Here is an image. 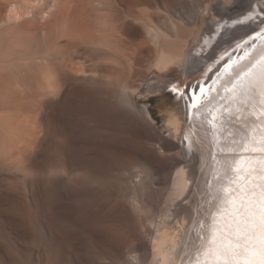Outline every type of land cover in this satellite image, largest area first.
<instances>
[{"label": "bare ground", "instance_id": "1", "mask_svg": "<svg viewBox=\"0 0 264 264\" xmlns=\"http://www.w3.org/2000/svg\"><path fill=\"white\" fill-rule=\"evenodd\" d=\"M94 1V3L103 6L102 2L105 0ZM109 2L112 3L115 10H111L115 12L111 21L107 16L101 23L94 22V20L93 22L89 21L91 26L100 28L101 34L86 32L87 34L85 33L86 35L83 37L84 41L79 39L73 43L68 42L61 47L56 45L57 48L50 47L43 49V51L40 47L37 50L38 46L34 47L36 50L26 47V60L22 59L25 61L24 67L30 71V74L32 73V76H27L24 82V87L27 89L26 94L22 95L21 90L13 89L14 84L10 82L11 78L4 76V72L0 73V176L22 177L33 189L35 188L38 196L41 197H38L39 202L40 200L43 202V210L45 209L48 215H54L56 219L55 226L51 228L55 230L48 238L52 239L55 236L57 241L59 240L62 244L60 246L68 254L73 264H198V260H203V256L202 250L198 252L196 248L199 241L194 239L196 229L199 228L197 221H203L206 226L210 223L200 215V206L208 198L205 181L214 183L213 171L222 169L225 156L232 163L233 152L237 154L236 160H239L241 156L249 155L254 159L264 158V153L242 152L240 147H236L237 144L243 146L249 142L253 146H260L261 141L264 140V104L261 103L264 97L257 95L256 101L253 102L247 97L232 98L228 96L225 93V87L231 88L232 86L229 83L230 76L217 80V88L212 83L211 92L213 96L211 99L213 103L201 109V113H207L208 108H212L217 116V119L213 121L216 125L215 129L204 121L202 116L192 115L193 112L195 113V109L189 105L192 104L194 98H203L201 88L210 95V88H207L208 85L204 86V83L210 80L213 82L220 65L228 60V55L232 53V49L240 41L263 27L264 0H110ZM107 4L109 5V3ZM98 5L96 6L98 7ZM97 9L98 11L101 10ZM103 11L99 12L102 13ZM9 14L8 19L11 20L19 15L14 11V8ZM97 17L96 15L94 19H98ZM67 32V26L60 29L62 36H66ZM116 35L118 37L115 38ZM8 44L7 42L6 45L8 46ZM4 48L0 53V61L5 60L14 51L13 47L10 46ZM262 57H264V40L253 49L249 59L243 61L241 65L247 64L249 60L253 64H257ZM19 62L17 60L14 63ZM1 64L3 66V63ZM257 66L259 67L258 64ZM21 67L15 68L19 70ZM181 75H184L182 79H180ZM31 78L35 80L33 88H31ZM2 79H4L5 85L4 83L1 85ZM20 79H16L18 84H20ZM219 81H221L220 85H218ZM177 82L179 84H176ZM185 85H188L187 90L185 89L188 93L187 96L180 93L175 94V91L171 90L172 94L170 93L169 98L163 102L162 110L165 115L161 117V120L166 124L162 129L166 127L169 135H162L154 122L156 120L154 113L145 102L146 98L156 96L168 86H176L180 89ZM68 86L79 89L77 96L79 100H76L78 106L75 108L74 115H76L75 119L78 117L80 122L77 127L76 124L72 123L77 128L75 133L77 139L75 138L76 142L73 141L82 154L80 157L83 159L82 161L89 160L88 163L90 162V165L86 162L89 166V172L80 175L82 169L79 162L81 160H77L80 171L78 173L77 170L75 174L78 173L80 176L77 175L78 182H74L79 183V187L82 185L89 192L83 190L82 193L85 191L93 196L95 194V197L100 195L101 199L106 198L107 201L113 202L111 206L115 204L116 209L122 212L119 213L125 214L124 216L128 215L126 218L130 219V211L136 214V221L138 218L137 223L139 222V227L141 226L142 234L136 235L135 233L136 237L135 235L132 236L135 239L133 254L130 252L131 254L129 253L130 255L126 257L122 255V249L126 248V245L122 244L121 241L119 242L122 245L118 242V244L115 243V240L118 241L124 236L119 234L121 238L118 235L119 238H115L116 234L114 232L111 234V231L109 234L106 229H102L105 232L102 230L92 232L90 230V233H85L88 231L86 230L88 226L85 232L82 230L78 233L73 229L74 222L67 221L69 217L66 218L64 214L67 212L65 208L67 203H64L65 200L60 195L59 197L64 204L59 207L66 205L65 209L57 210L59 208L56 206V200L59 198L57 196L61 191L60 188L63 187L62 183L58 184L62 178L59 177V173H71L76 166L69 158L70 146L65 147L70 137L66 138L65 144L61 141L62 146L59 142L60 146L54 145L51 147V153H48L50 151L45 153L44 150H47L46 143L49 139V128L47 117L43 111V103L45 97L47 98L51 94L57 95L61 92L64 94ZM86 87L91 88V90L86 91ZM194 92L197 95H194ZM211 118V116L208 117V119ZM87 121L91 123L89 128L85 126ZM57 124L59 125V123ZM139 129L149 142L147 143L150 145L148 147H151L150 150L148 149L149 151H141L144 144L142 145V135L139 134ZM56 130L58 129L56 128ZM74 130L73 127V132ZM87 130L91 133H88ZM86 133L93 136V140L90 139V141L92 140L91 145L88 144L90 141L87 142L89 139L85 138ZM56 134L60 135L59 133ZM185 134L189 136L188 140L184 139ZM61 135L66 137L62 133ZM244 137L248 139L244 140ZM73 138L71 136V139ZM159 139L162 140L161 143H158ZM48 146L50 147V145ZM221 147L226 150L224 155L220 154ZM127 148H131L129 149L131 151L130 156L127 154ZM145 148L147 149V147ZM48 154L55 156L51 157L56 159V156L61 154L66 162L65 167L58 168L54 167L53 164V167L49 168L50 165L48 166L49 169L41 167L42 169L39 170L41 174L36 175V171L33 170V163L37 158H41L40 156ZM158 154L163 155L162 157L165 155L174 161L172 163L168 158L169 169L167 173L168 167L164 169L167 165L163 162L166 159H160L161 156ZM84 156H87L88 159L86 160L87 157L83 158ZM54 161L52 160V162ZM159 163L165 166L161 168L162 165H157ZM87 165L82 167L85 171L88 170ZM156 167L165 170L162 173L165 176L163 181H166L164 184L167 186V193L164 192L166 193L165 198L163 197L165 199L164 205L162 206L161 203L158 205L162 206L159 208L160 211H155L158 213H153L150 217L146 215L150 210H146L145 206L147 207V205L143 207L146 203L142 198L148 188H154L160 182L162 183V177L158 173L159 168ZM27 183L24 185L26 186ZM57 185L62 187L60 186L58 189ZM163 186L166 188L165 185ZM67 187L70 186H66L65 189H68ZM57 190L59 191L57 192ZM67 191L69 192V190L63 191L62 195ZM158 194L159 192H157ZM88 197L90 198V196ZM185 199L187 201H184ZM99 200L95 201L99 202ZM62 211L64 212L61 213ZM67 214H69V210ZM48 218L50 217L48 216ZM64 220L68 222H65L68 225L67 228L62 226ZM114 220L112 219L113 223ZM80 226L76 225L77 229L79 227V231L81 230ZM41 238L44 239V237ZM48 238L45 239L44 244L42 243L43 239L41 240L40 248L36 247L38 262H43L44 258L51 259L50 255L53 257L57 254V252L56 254L50 253V248L55 245L52 244L51 246L50 243L55 241ZM95 239L101 243H106L108 246H113V250H106V248L104 250V247L100 248L99 245L97 246L99 248L95 247L94 244L96 245V243L93 242ZM124 239L126 238L124 237ZM37 241L35 239L34 242L39 243ZM14 242L15 240L13 243H8L10 245L8 248L12 253L23 249H19V246L17 248L18 243L14 244ZM5 244L7 245L4 243V246ZM26 245L30 247L29 244ZM111 251L113 252L111 253ZM21 252L18 254L22 255L23 252ZM58 252H61L60 248ZM11 254L9 253V256ZM25 254H28L27 250ZM61 256L63 257L62 254ZM13 258L12 260H15L11 263H5L0 259V264H24L26 262L20 261L17 257ZM64 258H61V262ZM30 259L26 264H35V260ZM56 259L55 262L52 261L53 264L59 263V261L56 262ZM67 259L69 258L67 257ZM67 264H71V262Z\"/></svg>", "mask_w": 264, "mask_h": 264}, {"label": "rangeland", "instance_id": "2", "mask_svg": "<svg viewBox=\"0 0 264 264\" xmlns=\"http://www.w3.org/2000/svg\"><path fill=\"white\" fill-rule=\"evenodd\" d=\"M30 1V2H29ZM33 1V2H32ZM104 1V0H103ZM108 1V2H107ZM110 0H105V4L104 2L103 3V6L102 5H98V3H94L95 1L94 0H0V53L5 49L4 47H13V52L7 56L5 58V60L3 61H0V73L2 74L3 72V75L4 76H9L11 79H10V82L12 84H14L13 86V89H16V91L18 90H21L22 91V95L23 94H26L27 93V89L24 87V82L25 80L27 79V76L31 77L32 76V73L30 74V71L26 69V67H24V64H25V50H26V47L29 48V49H33L34 47L38 46L36 49L39 50V47L40 49H42L41 51H43V49L45 50L46 48H50V47H61L62 45H66L68 44V42L70 43H73L79 39L83 40V37L84 35H86L88 32H95V34H101V30L99 27H94V25L91 26L90 22H94L97 21V22H102L103 19H105V17L107 16L109 18V20L111 21L112 18H113V14L115 15V12H112V11H115L113 9V5L111 2H109ZM109 3V5L107 4ZM111 3V4H110ZM107 4V6H106ZM95 5V6H94ZM98 5V7L96 6ZM13 6V7H12ZM112 6V7H111ZM11 7V8H10ZM102 7V8H101ZM111 7V9H110ZM14 8V11H16L17 13H19L18 17H15L14 19H8V15H10L9 13H11V10ZM101 9L99 11H102L104 10L102 13L98 11V9ZM110 10H109V9ZM263 8V7H262ZM17 9V10H15ZM85 11H83V10ZM146 9V8H145ZM87 10V11H86ZM112 10V11H111ZM144 10V9H143ZM84 14H83V13ZM98 12H99V15H98ZM145 12V11H143ZM95 13V14H94ZM97 13V14H96ZM96 15L98 16L97 18L98 19H94L96 18ZM112 15V16H111ZM101 16V18H99ZM111 17V18H110ZM7 19V20H5ZM86 19V20H85ZM55 21V22H54ZM90 21V22H89ZM55 23V24H54ZM43 24V25H42ZM47 27H46V26ZM51 25V26H50ZM63 26H67L68 27V32H67V35L66 36H62L61 33H60V29H62ZM90 27V28H89ZM35 28V30H34ZM50 28V29H49ZM31 29V30H29ZM38 29V30H37ZM40 29V30H39ZM52 29V30H51ZM92 29V30H91ZM59 31V32H58ZM31 32V33H30ZM87 32V33H86ZM86 33V34H85ZM118 37V35L115 36V38ZM73 39V40H72ZM84 41V40H83ZM7 42L9 43L8 46L6 45ZM61 42V43H60ZM3 43V44H2ZM5 44V45H4ZM15 48H14V46ZM18 45V46H17ZM40 45V46H39ZM57 45V47H56ZM35 49V48H34ZM35 49V50H36ZM17 53V54H16ZM9 57V58H8ZM20 57V58H19ZM20 61L19 63L15 64L14 62H17V60ZM24 60H23V59ZM21 59V60H20ZM3 63V66L2 64ZM5 65V66H4ZM11 65V66H9ZM22 67H21V66ZM10 68H9V67ZM15 67H21L19 70H17ZM12 68V69H11ZM6 69V71H5ZM10 72V73H9ZM19 73V74H18ZM17 74V75H16ZM184 75H181V78L183 77ZM21 78V79H20ZM18 79H20V84H18L19 82L17 81ZM16 81V82H15ZM183 81V80H181ZM32 84H31V88L34 87V84H35V80L33 78H31V81ZM184 82V81H183ZM182 82V83H183ZM4 83V79H2L1 81V85H3ZM176 84H179V82H177ZM5 85V83H4ZM72 87V88H70ZM70 88V89H69ZM30 89V88H29ZM87 89V90H86ZM86 89H83V90H91V88H87ZM25 91V92H23ZM29 91V90H28ZM75 91V92H74ZM78 91L79 89L74 87V86H68L65 91H64V94L63 92H61L60 94H57V95H54V94H51L49 96H47V98L45 97L44 99V113L47 117V121H48V131H49V136H48V140H47V143H46V147H47V150L45 149V153H47V151H50L48 153H51L52 151V148L54 145H58V146H62V143L61 141L64 143L65 141L67 142V139L70 137L71 139V136L73 139H68V142L66 143L67 145L65 146L63 144V147H69V158H71V162L74 163L76 167L75 170L73 168L72 172L71 173H59V177H62L60 178V182H58V184H61V185H57V188L58 187H62L60 188L61 191L57 190V192L59 191L60 193H58V196L57 198L60 196H62L61 198H64L63 200L64 203H67L66 207L64 205V207L66 208L67 212H64L62 211L61 213L64 212L66 218H67V221L69 222V220L72 221L73 223V229L76 230L78 233L82 232V230H84L83 232H85L86 230H88L87 232L85 233H90V230H92V232H98L99 230L101 231L102 229H106L107 233H109L111 231V234H116L115 238H119L120 236H124L126 239H124V237H120L121 239H118L115 240V243H120L119 241L123 242L122 244H125L126 245V248L122 249V255L123 256H128L130 255L131 253L133 254V249H134V246H135V239H133V235H140L141 233V226L139 227V222L137 223L138 221V218H137V221H136V214L135 213H132L130 211L129 218H126V216L128 217V215L126 214V216L122 215L121 211H119L118 209H116V206L114 208V206H111V204L113 202H111L110 200L109 203L107 201V199L105 198H102L100 197V195H96L95 197V194L94 196L92 194H88L89 192L87 190H85V188H83L82 185H80L79 187V183H75V182H78V178H76L77 175H79V164H81V169L82 171L80 172V175H85V173H88L89 172V166L87 165L88 161V155L87 156H84L83 158H86L87 161H82L83 159H81L80 157H82V154L78 151V149L76 148L77 146L75 145V142H76V139H77V136H76V127L78 125V123L80 121H78V117L75 119V108L78 106V100L79 98L77 97L78 96ZM162 92V93H161ZM160 93H157L156 96H151V97H147L146 98V103L148 105V107L152 110V112L154 113L155 117H156V120L154 121L155 124L157 125V128L159 130V132L162 134V135H166L168 136L169 135V132L167 131L166 127H164V129H162V127L164 126V124H166L165 122H163L161 119V117H164L165 115V112L162 110V105H163V102L166 101V99L169 98L170 96V93L172 94L171 90H169V86L164 88L163 90H161ZM76 95V96H75ZM77 100V101H76ZM74 109V110H73ZM74 111V112H73ZM72 112V114H71ZM68 113V114H67ZM164 113V114H163ZM67 114V116H66ZM54 115V116H53ZM56 115V116H55ZM71 115V116H70ZM162 115V116H161ZM62 116V117H61ZM69 116V117H68ZM74 116V117H73ZM59 117H60V121H59ZM66 117H68V119L71 117L73 120H70L69 119V122L67 123V120H66ZM51 119V120H50ZM65 119V120H64ZM53 120H56V121H53ZM58 120V122H57ZM77 120V122H76ZM64 121V122H63ZM55 122V123H54ZM158 122V123H157ZM59 123V125L57 124ZM70 123V124H69ZM76 124L75 126L73 124ZM54 124L55 127H54ZM63 124V125H62ZM70 126V128L68 129V127ZM188 124V122H187ZM65 125V126H64ZM91 123L89 121H87L86 123V127L90 126ZM64 126V128H63ZM73 126L74 127V132H73ZM53 127V128H52ZM51 128V129H50ZM56 128L58 130H56ZM63 128V129H61ZM67 128V129H66ZM72 128V129H71ZM89 128V127H88ZM54 129V130H53ZM61 129V130H60ZM72 131H71V130ZM70 132H67L69 131ZM141 129H139V134L142 135L141 136V139H142V150L141 151H149L151 147H148L149 143L148 140L145 138L144 134L142 132H140ZM185 130V129H184ZM56 131V132H55ZM88 131V130H87ZM73 135H72V133ZM56 133H59L60 135H57ZM66 135V137H63ZM70 133V134H69ZM88 133H91L88 131ZM93 135V134H92ZM52 136V137H51ZM54 136V137H53ZM59 136V138H58ZM61 137V138H60ZM93 136L88 135L86 133L85 135V138L86 139H89L87 140L90 141V139L92 138ZM65 138V140H64ZM67 138V139H66ZM76 138V139H75ZM55 139V140H54ZM58 142H55L57 141ZM64 141H63V140ZM161 139V138H160ZM158 140V143H161L162 140ZM60 140V141H59ZM70 140V141H69ZM75 140V142L73 141ZM93 140V138H92ZM91 140V141H92ZM54 141V143H53ZM86 141V140H85ZM88 142V144L91 145L92 142ZM60 142V145L58 144ZM74 142V143H73ZM86 142V143H87ZM69 143V144H68ZM133 143V142H132ZM147 145H146V144ZM52 144V145H51ZM50 145V147L48 146ZM72 145V146H71ZM88 146V145H87ZM150 146V145H149ZM159 146V145H158ZM45 147V148H46ZM75 147V148H74ZM147 147V149L145 148ZM49 148V150H48ZM51 148V150H50ZM74 148V149H72ZM128 150L131 149V148H127ZM149 149V150H148ZM72 150V151H71ZM127 150V154L128 156H130V150L128 151ZM73 151H76V152H73ZM71 152V154H70ZM75 153L77 156H74ZM79 153V155H78ZM87 154V153H86ZM85 154V155H86ZM161 154V153H160ZM59 155V154H57ZM73 155V156H71ZM159 155V154H158ZM50 154L48 155H42L40 156L41 158H37L36 161L33 163L34 164V167H33V170L34 171H38L37 173L35 172L36 175H40L41 172H39V170H41L42 168L44 169H49L50 167H58V168H63L65 167L64 165H66V162L64 161L65 159L62 158L63 156L60 154L59 156H56V158H52V157H55V156H52ZM62 156V157H61ZM71 156V157H70ZM161 156V157H159ZM158 157L161 159L163 158V161L164 164H166L167 166L165 165H162L163 162L157 164V165H162V167H164V169H166V173L169 169V164L167 163L168 161V158L164 155V157H162L163 155H159ZM51 157V159H50ZM60 157V158H58ZM75 157V159H73ZM47 158V159H46ZM49 158V159H48ZM62 158V159H61ZM80 158V159H79ZM39 159V160H38ZM59 159H61L59 161ZM74 161H73V160ZM170 161L172 163H174V161H172L171 158H169ZM52 160L54 161H57V162H52ZM77 160H81V162H77ZM42 161V162H41ZM49 161V162H48ZM48 162V163H46ZM85 162V163H84ZM87 162V163H86ZM46 163V164H45ZM84 163V164H83ZM90 163V162H89ZM88 163V164H89ZM40 164V165H39ZM48 164V165H47ZM53 164V166H52ZM78 164V165H77ZM50 165V166H49ZM83 165V166H82ZM87 165V171H85L82 167L86 166ZM90 165V164H89ZM155 165V166H157ZM49 166V168H48ZM37 167V168H36ZM42 167V168H41ZM78 167V168H77ZM86 168V167H85ZM159 171L158 173L161 175L162 177V183L160 182V184H157L156 186L151 187V189H147L145 193V196L143 194V198L142 200H144V204L143 207L145 205H147V207L145 206L146 210H150V212L148 211L146 213V215H149L150 217L152 216L153 213L157 214L160 209L163 205H164V195L166 196V190H167V186L166 184H164V182L166 181H163V178L165 177L164 174L162 172H165V170L163 171L160 167H156ZM36 169V170H35ZM78 170V173L77 175L75 174ZM84 170V171H83ZM33 171V172H34ZM161 171V173H160ZM83 172V173H82ZM85 172V173H84ZM61 174V175H60ZM76 178V180H74V176ZM79 175V176H80ZM163 175V176H162ZM166 175V174H165ZM73 178H72V177ZM159 176V175H158ZM64 177V178H63ZM78 177V176H77ZM160 177V176H159ZM160 177V178H161ZM17 180V181H16ZM62 180V181H61ZM72 180V181H71ZM68 181V182H67ZM75 181V182H74ZM0 259L3 260V262L5 263H11L14 262V258L17 257L20 261H26V262H29L28 260L31 258V259H34L35 261V264H53L55 262V259H56V262L59 261V263L63 264L64 263V260L66 261L64 264H67V263H72V260H70V257L68 256V254L66 252H64V249L61 247L62 244L59 242V240L57 241L56 237L54 236L52 239L48 238L50 237V234H53L52 231H54L55 229H51L52 227L55 226V222H56V219H55V216L51 214L48 215V212L42 207L43 206V202L40 200H38V194L37 192L35 191V188L33 189V187H31V185H29L26 180H24L22 177H12V176H0ZM67 182V183H66ZM21 183V184H20ZM29 185L28 187H26L24 184ZM67 184V185H66ZM78 184V185H77ZM72 185V187H71ZM166 186V188H164V186ZM25 186V188H24ZM65 186V187H64ZM66 186H70L68 189H65ZM77 186V187H75ZM159 186V187H158ZM163 187V188H162ZM14 188V189H13ZM16 188V189H15ZM30 188V189H29ZM75 188V189H74ZM153 188V190H152ZM162 190H161V189ZM20 189H21V192H20ZM24 189V190H23ZM36 192H34L33 190ZM59 189V188H58ZM65 189V190H64ZM14 190V192H13ZM18 190V192H17ZM66 190H69V192H64V194L62 195L63 191H66ZM83 190L87 191L84 193ZM159 190V191H158ZM26 191V192H25ZM29 191V192H28ZM31 191V192H30ZM162 191V192H161ZM27 196H26V194ZM34 192V193H33ZM157 192H159V194L157 195ZM166 192V193H164ZM24 193V194H22ZM67 193V194H66ZM150 193V194H149ZM162 193V194H161ZM31 194V195H30ZM77 194V195H76ZM81 194V195H80ZM84 194V195H82ZM23 195V196H22ZM29 195V196H28ZM65 195V196H64ZM152 195V196H151ZM160 195V196H159ZM25 196V197H24ZM31 196V197H30ZM34 196V198H33ZM37 196V197H36ZM77 196V197H76ZM80 196V197H79ZM85 196V197H84ZM90 196V198L88 197ZM148 196V197H147ZM69 197V198H68ZM88 197V198H87ZM94 197V199H93ZM98 197V198H97ZM100 197V198H99ZM145 197V199H144ZM158 197V198H156ZM162 197V198H160ZM164 197V198H163ZM41 198V197H40ZM60 197L58 198L57 203L59 202V204H57L56 202V206L57 208L61 205L63 206V201ZM26 199V200H25ZM37 199V200H36ZM61 199V200H59ZM100 199V200H99ZM150 199V200H149ZM158 199V200H157ZM36 200V201H34ZM70 200V201H69ZM94 200V201H93ZM99 200V202H96V201ZM106 200V201H105ZM187 200H189L187 198ZM186 199L184 201H187ZM33 201V202H32ZM60 201H62V203H60ZM147 201V202H145ZM183 201V203H184ZM33 205H32V203ZM35 202H37L35 204ZM106 202V204L104 203ZM111 202V203H110ZM89 203V205H88ZM93 203V204H91ZM161 203L162 206H158V205H161L159 204ZM186 203V202H185ZM42 204V205H41ZM103 204V205H102ZM108 204L110 205L108 207ZM35 205V206H34ZM73 205V206H72ZM100 207H99V206ZM105 205V206H104ZM113 205V204H112ZM36 209V208H39V209ZM37 206V207H36ZM76 206V207H75ZM150 206V207H149ZM158 206V208H157ZM64 207H59L57 210L61 211V209L63 210ZM69 207V208H67ZM72 207V208H71ZM90 207V208H89ZM105 207V208H104ZM111 207V208H110ZM149 207V208H148ZM41 208V209H40ZM64 208V209H65ZM71 208V209H70ZM88 208V209H87ZM107 208V209H106ZM110 208V209H109ZM114 208V209H113ZM153 208V209H152ZM155 208V209H154ZM157 208V209H156ZM94 209V210H93ZM100 209V210H99ZM159 209V210H158ZM68 210H69V214L68 213ZM112 212H110V211ZM118 210V212H117ZM152 210H154L152 212ZM45 211V212H44ZM75 211V212H74ZM79 211V212H78ZM86 211V212H85ZM97 211H98V214H97ZM101 211V212H99ZM116 211V212H115ZM155 211H158V212H155ZM74 212V213H73ZM84 212V213H83ZM109 212V213H108ZM121 212V213H119ZM41 213V214H40ZM47 213V214H46ZM71 213V214H70ZM73 213V214H72ZM79 213V214H78ZM88 215H87V214ZM96 215H95V214ZM103 213V214H102ZM116 213V214H115ZM119 213V214H117ZM84 214V215H83ZM93 214V215H92ZM135 214V215H134ZM50 218H48V216ZM70 215V216H68ZM81 215V216H80ZM83 215V216H82ZM102 215V216H100ZM106 215V216H105ZM107 215L108 218H107ZM116 215V216H114ZM134 215V216H133ZM54 216V218H53ZM85 216V217H84ZM92 216V217H91ZM119 216V217H118ZM122 218H121V217ZM124 216V218H123ZM53 219H52V218ZM64 217V216H63ZM91 217V218H90ZM103 217V218H102ZM113 217V218H112ZM82 218V219H81ZM86 218V219H85ZM105 218V219H104ZM115 221L114 224L112 219ZM135 218V219H134ZM64 219V218H63ZM97 219V220H96ZM101 219V221H99ZM110 219V222H108ZM124 219V220H123ZM37 220V221H36ZM51 220V221H50ZM54 220V221H53ZM74 220V221H73ZM82 220V221H80ZM107 220V221H106ZM130 220V221H129ZM35 221V222H34ZM47 221V222H46ZM66 220H64L62 223L63 227L67 228L68 225H66V223H68ZM76 221H78L76 223ZM122 221V222H121ZM124 221V222H123ZM66 222V223H65ZM81 222V223H79ZM95 222V223H94ZM101 222V223H100ZM108 222V223H107ZM119 222V223H117ZM127 222V223H125ZM131 222V224L129 225V223ZM39 223V224H38ZM54 223V224H53ZM80 226V231L77 229L76 225ZM79 223V224H78ZM113 223V224H112ZM118 226V224H120ZM125 223V224H124ZM83 224H85V226H83ZM87 224V225H86ZM93 224V225H92ZM99 224V225H98ZM102 224V225H101ZM108 224V225H107ZM112 224V225H110ZM123 224V225H122ZM38 227H37V226ZM48 225V226H47ZM105 225V227H104ZM107 225V226H106ZM114 225V226H113ZM132 225V226H131ZM35 226V227H34ZM88 226V227H87ZM90 226H91V229H90ZM95 226V227H94ZM98 226V227H96ZM110 226H111V229H110ZM117 228H116V227ZM50 227V228H49ZM85 227V228H83ZM87 227V229H86ZM94 227V228H93ZM108 227V228H107ZM113 227V228H112ZM36 228V229H35ZM83 228V229H82ZM97 228V230H96ZM115 228V229H114ZM38 229V230H37ZM86 229V230H85ZM95 229V230H94ZM3 230V231H2ZM40 230V232H39ZM42 230V231H41ZM43 230H47L46 232V235L44 234L45 231L43 232ZM51 230V231H50ZM94 230V231H93ZM115 230V231H114ZM124 230V231H123ZM7 231V232H6ZM103 232H105V230H102ZM118 233H117V232ZM128 231V232H127ZM132 231V232H131ZM134 231V233H133ZM49 232V233H48ZM51 232V233H50ZM91 232V233H92ZM116 232V233H115ZM120 232V233H119ZM2 233H3V236H2ZM8 233V234H7ZM123 233V234H122ZM125 233V234H124ZM128 233V235H127ZM39 234V235H37ZM110 234V233H109ZM120 234V236H119ZM131 234V235H130ZM142 234V233H141ZM8 235V236H6ZM11 236V239L15 240L14 244H17V248L19 249H22V250H18V251H15V252H11L9 250V244L8 243H13V240L11 241L10 239V236ZM39 236V237H35V236ZM45 235V236H44ZM117 235L119 237H117ZM135 235V237H136ZM128 236H131L128 238ZM4 237V238H3ZM35 237V238H34ZM40 237H44L40 239ZM46 237V238H45ZM49 239V240H53L55 242L53 243H50V245L52 246V244H55L53 245L52 248H50V253L52 254H57L55 256H49L51 257V259H46L44 258L43 259V262H38V259L37 258V255L38 254V250H37V246L38 248H40L41 244L45 241V239ZM36 239H40L38 240L37 242L39 243H36L34 242ZM43 239L42 243H41V240ZM130 239V240H128ZM52 242V241H51ZM94 243H96V245L94 244L95 247H97L98 245L101 246L100 248H103L105 250H113V246H108L106 243H101L99 241H97L96 239L93 241ZM97 242H99L97 244ZM3 243V244H2ZM4 243H7V245L5 244L4 246ZM41 243V244H40ZM117 243V244H118ZM26 244H29L30 247ZM40 244V245H39ZM44 244V243H43ZM58 244V245H57ZM121 244V243H120ZM121 244V245H122ZM23 245V246H22ZM61 245V246H60ZM125 245H123L125 247ZM7 246V247H6ZM19 246V247H18ZM28 246V247H27ZM33 246V247H32ZM35 246V247H34ZM50 246V247H51ZM58 249H57V247ZM33 248V249H31ZM60 248V251L61 252H58ZM99 248V247H97ZM25 252H24V251ZM26 250H27V255L25 254L26 253ZM31 250L32 253H31ZM57 250V251H56ZM23 253H22V252ZM36 253H33L35 252ZM22 253V255L20 256L18 253ZM32 254H30V253ZM113 251H111L112 253ZM131 252V253H130ZM9 253L11 254L9 256ZM60 253V254H59ZM66 253V254H64ZM130 253V254H129ZM25 254V255H24ZM63 255V257L60 255ZM31 255V256H30ZM35 255V256H34ZM14 257L12 260V257ZM30 256V257H29ZM34 256V257H33ZM58 256V257H57ZM66 256V257H65ZM6 257V258H5ZM9 257V258H8ZM10 257H11V260H10ZM23 259H22V258ZM56 257V258H55ZM65 257V258H64ZM67 257L69 259H67ZM3 258V259H2ZM52 258H55V259H52ZM60 258V260H59ZM61 258H64L63 259V262H61ZM22 259V260H21ZM30 259V260H31ZM6 260V261H5ZM69 260V261H68ZM8 261V262H7ZM37 261V262H36ZM49 261V263H48ZM54 261V262H52ZM21 262V263H23ZM26 262H24V264H26ZM58 263V264H59ZM57 264V263H56ZM89 264V263H88ZM91 264V263H90Z\"/></svg>", "mask_w": 264, "mask_h": 264}, {"label": "snow or ice", "instance_id": "3", "mask_svg": "<svg viewBox=\"0 0 264 264\" xmlns=\"http://www.w3.org/2000/svg\"><path fill=\"white\" fill-rule=\"evenodd\" d=\"M257 64L251 60L244 65L231 61L226 64L232 86L225 87V93L232 98L247 97L253 102L257 95L264 97V57ZM173 90H177L176 86ZM212 103L207 97L194 98L189 107L195 109V116H202L215 129L213 121L217 116L212 108L201 113V109ZM261 103L264 104V99ZM209 116L212 118L208 119ZM184 139L188 140L189 136L185 134ZM236 147L242 152L264 153V140L260 146L249 142ZM225 151L220 148L221 155ZM236 155L233 152L232 163L225 156L222 169L213 171L214 183L205 181L208 198L200 206V215L210 223L206 226L203 221H197L199 228L194 239L199 241L196 248L198 252L202 250L203 256L198 264H264V158L254 159L249 155L236 160Z\"/></svg>", "mask_w": 264, "mask_h": 264}, {"label": "water", "instance_id": "4", "mask_svg": "<svg viewBox=\"0 0 264 264\" xmlns=\"http://www.w3.org/2000/svg\"><path fill=\"white\" fill-rule=\"evenodd\" d=\"M262 29H264V25L262 28H259L257 31L248 35L246 38H244L242 41H240L237 44V46L234 47V49H232V51H231L232 53L230 55H228V60L220 65L219 70L215 74L216 76H215L213 82H212V80L206 82L208 84L207 88H210L212 91L213 84L216 85V88H217V84H216L217 80H220L222 78H226V76H230V73L226 72V70H225V65L229 64L230 61L231 62H238L239 64H241L243 61L249 59V55L253 52V49L258 47L260 45V42H262V40H264V38H262V36H264V33H262ZM258 34H261V35H258ZM220 82L221 81H219L218 85H220ZM202 95H203L202 97H207L208 99H211V97L213 96L212 92L209 95L205 91H204V93H202ZM193 114H194V112L192 113V115Z\"/></svg>", "mask_w": 264, "mask_h": 264}]
</instances>
